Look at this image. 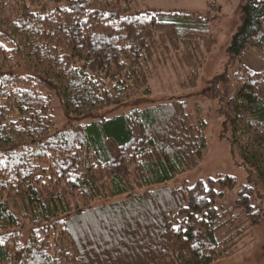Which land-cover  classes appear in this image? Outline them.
<instances>
[{
	"label": "trees",
	"instance_id": "trees-1",
	"mask_svg": "<svg viewBox=\"0 0 264 264\" xmlns=\"http://www.w3.org/2000/svg\"><path fill=\"white\" fill-rule=\"evenodd\" d=\"M132 3L0 0V264H213L261 224L251 199L264 190V71L243 60L264 54V0L248 1L232 72L211 87L252 184L228 209L217 204L238 186L232 176L168 190L167 207L149 216L150 232L126 212L96 223V204L120 206L118 198L194 170L208 145L205 120L180 101L53 133L51 93L67 116H88L149 95V78L173 53L213 50L220 5L201 17L133 12ZM20 67L31 75L16 74ZM189 79L196 86L197 73Z\"/></svg>",
	"mask_w": 264,
	"mask_h": 264
},
{
	"label": "rangeland",
	"instance_id": "rangeland-1",
	"mask_svg": "<svg viewBox=\"0 0 264 264\" xmlns=\"http://www.w3.org/2000/svg\"><path fill=\"white\" fill-rule=\"evenodd\" d=\"M249 0H133V12L161 11L182 12L184 14H196L206 17L209 5L217 4L222 11L216 17L211 18V31L216 40L213 50L205 52L203 48L191 47L183 49L180 55L173 53L165 63L158 66L159 73L149 78V95L141 94L120 106H111L97 110L84 117L67 116L58 96L54 97L53 114L55 126L53 133L71 126H87L100 120H108L124 115L134 109H145L160 104H168L175 101L185 102L203 118L207 124L206 139L207 148L204 151L203 161L197 168L186 172L164 185L143 188L131 197H121L122 205L100 202L94 206L91 212L96 216V223L104 219L112 222L113 219L122 220L126 212L129 222H140L141 228L152 230L149 219L152 214L157 215L168 204V190L180 188L183 184L193 186L198 180L217 178L219 176H232L238 181L234 191L229 192L224 198L218 199L219 209L230 208L237 200L238 193L243 185L252 184V174L242 159L232 149L230 129L224 116L220 112V97L214 95L212 85L222 76H228L232 72L233 59L230 49L233 40L244 22V8ZM183 57L185 59H183ZM159 58V56H158ZM190 63V64H189ZM244 65L254 72L264 71V54L253 50L245 55ZM191 65L199 67L197 72H191ZM198 65V66H197ZM19 75H31L25 67L14 71ZM197 73L196 86L191 85L190 75ZM198 118V117H197ZM151 195L147 197L146 193ZM251 204L259 208L261 212V224L250 229L246 238L238 245L237 251L231 257L223 258L213 264H264V190L259 186ZM22 212L23 210L17 209ZM165 211V210H164ZM163 211V212H164ZM97 212V214H96ZM150 216V217H149ZM98 224V223H97ZM131 224L128 223L130 227ZM99 226V225H98ZM137 228V227H136ZM140 229V228H139ZM95 233L102 232L101 226L94 228ZM117 253V252H116ZM114 253L116 256L117 254ZM118 256V255H117ZM128 263L133 264L132 260Z\"/></svg>",
	"mask_w": 264,
	"mask_h": 264
}]
</instances>
